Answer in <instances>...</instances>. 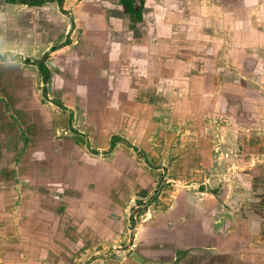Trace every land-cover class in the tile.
<instances>
[{
  "label": "rangeland",
  "instance_id": "1",
  "mask_svg": "<svg viewBox=\"0 0 264 264\" xmlns=\"http://www.w3.org/2000/svg\"><path fill=\"white\" fill-rule=\"evenodd\" d=\"M121 1L116 4L122 5ZM73 2L79 6V14L60 8L45 10L54 2L44 4L43 23L38 18L37 25L32 16L41 10L27 5L20 8H30L26 10L30 17L19 28L21 52L28 47L30 35L46 31L53 42L43 50L29 47L30 56L17 55L16 66L32 69L30 62L49 57L43 55L45 50L54 45L61 48L51 58L52 70H59L64 77V109L52 106L56 110L52 122H58L63 131L79 133L86 153L101 152L96 159L86 154L83 158L100 166L102 179L110 174L119 178L117 195L123 192L124 183L132 188L133 203L124 214L127 241L120 243L117 251L109 248L101 252L97 249L110 243H96L90 236L33 237L20 221L0 219V264H64V256L69 258L68 264H117L128 257L127 250L137 242L135 235L150 213L168 211L170 206L178 212L184 205L181 200L191 195L203 199V191L213 194L216 200L208 204L222 213L224 220L236 224L232 228L238 226L249 235L248 242L259 241L264 248V10L257 7L249 12L247 8L243 19L245 14L231 10L240 0L146 1L142 14L149 18L143 34L151 37L150 53L158 51L160 55L150 58L153 71L141 74L135 60L129 65L115 54L130 45L126 34L130 28L140 38L137 16L126 13L124 27L107 15L108 9L117 11L116 5L104 0ZM135 2L140 4V0ZM6 3L0 0V12H7ZM87 21L97 28L92 31ZM156 36L163 40L152 39ZM131 42L142 44L137 39ZM71 55L77 59L74 67L66 60ZM9 56L2 57L8 60ZM28 57L31 59L25 60ZM156 63L162 73H157ZM85 67L94 70L102 85L95 107L84 103L85 86H78L77 75ZM40 76L36 75L35 85L42 94ZM115 78L116 87H104ZM10 109L7 106L8 112ZM71 112L73 119H69ZM12 117L17 118L16 114ZM25 126L14 125L24 136ZM108 133L123 139L115 155L103 154L110 149ZM127 143L144 151L148 162ZM22 149L21 145L15 156L4 160L9 169L23 160ZM142 178L150 189L141 198L135 188ZM160 197L164 202L158 206L155 203ZM102 232L103 236L109 234ZM77 240H84V250H64L68 248L65 243L73 248ZM258 259L264 261V256Z\"/></svg>",
  "mask_w": 264,
  "mask_h": 264
},
{
  "label": "crops",
  "instance_id": "2",
  "mask_svg": "<svg viewBox=\"0 0 264 264\" xmlns=\"http://www.w3.org/2000/svg\"><path fill=\"white\" fill-rule=\"evenodd\" d=\"M73 1L66 0L62 5L54 2L46 6L45 10L60 8L79 14V6ZM106 1L116 5L117 8V11L106 10L107 15L109 14L115 23L124 24L125 27L127 22L125 9L122 5L116 4L120 0H104ZM240 1L241 3H236L231 10L245 14L242 15L243 19L246 18L247 10L254 12L257 7L264 10V0ZM6 6L7 12H0V219L10 218L20 221V226L28 227L27 234L33 237L90 236L96 243L97 241H101L102 244L110 243L109 247L107 245L99 247L98 251L110 250L109 248L117 251L118 245L127 241L124 237L126 227L124 214L132 206L133 190L124 183L123 192L117 195L115 183L119 178L115 174H110L103 176L102 179L100 166L86 163L85 157L83 158L86 154L96 159L95 157L101 152L92 150L86 153L84 143L78 136L79 133H70L71 130L65 128L66 126L63 131L62 127L58 128V122H52L51 114L56 113L52 106L56 105L64 109V77L59 70H52L54 58H51L53 53L61 48L54 45L48 51L45 50L43 55L49 57L46 61L36 58V61L30 62L28 66L32 69L16 66L17 55L30 56L28 50L32 47V50H43L42 47L52 43L53 38L46 31L39 35H30L27 37L29 40L26 41L28 47L23 50L25 53L21 52L22 40L19 28L23 20L30 17L26 11L30 8L20 9L25 5L8 2ZM146 6L144 4V7ZM42 7L44 6L32 7L41 10L40 13H34L35 16H32L34 25H37L38 18L39 22L43 23ZM81 7L82 5L80 10ZM87 11L92 12L96 9L88 8ZM148 18L147 15L142 14V20L138 24V27L141 25L140 38L134 35L131 28L128 33L126 32L131 41L137 39L142 44L130 41L128 42L130 45L127 44L123 51L115 53L129 65L134 64L135 60L136 65L141 67V74L152 72L153 65L150 58L153 59L154 54L160 55L158 51L150 53L148 43L151 37L143 34V26L146 25ZM87 22L90 23L92 31L97 28L90 21ZM135 37L137 38L134 39ZM159 38V36L152 37L155 40ZM98 40L100 39H97V42ZM7 53L12 56H9L11 58L8 60L2 57ZM114 58L111 54V60ZM30 59L31 57L25 58V60ZM66 60H70L68 63L72 62L74 67L77 59L76 56L71 55ZM155 67L157 73L160 71L162 73L158 63ZM77 68L78 66H75V69ZM92 70L85 67L82 74L77 75L78 86H85L84 103L88 107L99 104L97 99L102 89L99 78ZM37 72L41 75V79L43 78L42 94L35 85ZM117 82L118 79L115 78L112 83L109 82L104 87L108 88L112 85L116 87ZM127 87L126 85V92H129ZM7 106L11 107L10 112L6 110ZM71 113L69 119L73 116V112ZM15 114L17 118L13 119L12 116ZM20 124L26 125L25 136L21 134L20 127L18 131L14 127ZM80 124L81 121H78V125ZM59 136H63L64 139L60 141ZM108 136L110 149L103 154L115 155L123 139L116 133H108ZM127 144L134 151L140 152L145 162H148L144 151L132 143ZM21 145L23 149L19 154L25 162L21 161L9 169L4 160L10 155L15 156L16 150ZM6 171H12L13 174H7ZM141 177L145 176L141 175ZM136 185L138 188L135 189L141 198L149 193L150 186L143 178ZM200 194L204 196L203 199L191 195L188 199L181 200L184 205L178 212L172 211L170 206L168 211L150 213L146 225L140 227L139 233L135 235L137 242L127 250L128 257L117 264H264V261L258 259L264 256L261 243L248 242L249 235L243 233L244 231L238 226L232 228V224H236L227 218L224 220L222 213H218L212 204H208L216 200L213 199V194L204 191ZM161 202L164 200L160 197L155 204L159 206ZM58 209L60 211L57 213ZM105 227H109V231H106ZM102 230L109 234L103 236ZM65 244H68V248L64 247L65 251L76 252L84 250L85 242L77 240L73 248L69 247V242ZM68 259L64 256V264H68Z\"/></svg>",
  "mask_w": 264,
  "mask_h": 264
},
{
  "label": "trees",
  "instance_id": "3",
  "mask_svg": "<svg viewBox=\"0 0 264 264\" xmlns=\"http://www.w3.org/2000/svg\"><path fill=\"white\" fill-rule=\"evenodd\" d=\"M10 4H23L30 7L33 6H43L46 3L50 2H57L60 5L63 3L64 0H6ZM121 4L123 5L125 12L127 14L136 15L139 21L142 20V11L144 9L145 0H140V4L137 5L135 0H122ZM44 68V67H42Z\"/></svg>",
  "mask_w": 264,
  "mask_h": 264
},
{
  "label": "bare ground",
  "instance_id": "4",
  "mask_svg": "<svg viewBox=\"0 0 264 264\" xmlns=\"http://www.w3.org/2000/svg\"><path fill=\"white\" fill-rule=\"evenodd\" d=\"M206 69H207V68H205V70H206ZM205 70H204V71H205ZM139 237H140V236H139Z\"/></svg>",
  "mask_w": 264,
  "mask_h": 264
}]
</instances>
